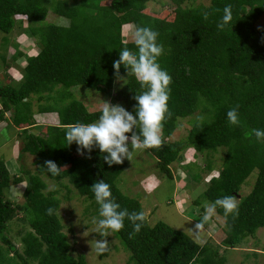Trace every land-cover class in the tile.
Returning a JSON list of instances; mask_svg holds the SVG:
<instances>
[{"label": "trees", "instance_id": "obj_1", "mask_svg": "<svg viewBox=\"0 0 264 264\" xmlns=\"http://www.w3.org/2000/svg\"><path fill=\"white\" fill-rule=\"evenodd\" d=\"M150 1L0 0V31L9 35L20 27L24 38H36L40 46L36 55L27 57L20 80L11 78L0 84L2 114L10 113L13 123L27 133L21 151L34 155L37 165L28 178L12 177L5 163L0 162V264H88L84 254H71L58 215V192H46L42 175L58 182L68 178L78 193L89 199H95L91 186L103 179L111 185L122 209L145 213L141 201L125 195L117 185L127 168L126 160L109 167L103 159L106 153L94 148L90 154L85 151L81 155L76 143L67 145L65 137L69 127L97 122L101 114L102 108L89 109L75 98L71 88L76 86L113 95L116 79L127 76L114 99L124 102L135 115V96L147 89L128 74L123 64L117 75L113 63L119 60L124 47L138 51L133 36L139 26L159 33L164 53L158 62L173 78L163 143L147 149L156 158V167L173 178L171 166L188 147L201 154L225 149L222 169L210 179L204 194L212 204L225 196L238 199V215H225L220 206L215 209L225 219L219 244L226 248L239 246L264 228V142H258L252 134V129L264 128V28L257 27L264 15V0H211L209 5L196 6L184 5L196 0H167L171 9L161 13L148 12ZM226 6H231L233 20L221 30L217 25ZM50 11L69 19V25L48 22ZM23 52L20 54L25 56ZM34 95L39 101H48L40 108L41 113L57 114L58 123L47 125L43 134L28 132L35 124L28 113ZM237 105L241 123L233 126L226 113ZM200 108L207 111L209 119L194 123L186 138L168 141L179 119L194 115ZM47 160L64 168L60 176L47 172ZM254 172L257 176L253 188L240 197L243 185ZM24 181V204H15L7 197L8 189ZM49 208L53 209L52 215L47 213ZM21 210L31 228L22 238L23 250L9 234V222ZM115 233L134 264H225V257L212 242L200 244L165 222L150 225L148 216L139 233L127 219L125 227Z\"/></svg>", "mask_w": 264, "mask_h": 264}, {"label": "rangeland", "instance_id": "obj_2", "mask_svg": "<svg viewBox=\"0 0 264 264\" xmlns=\"http://www.w3.org/2000/svg\"><path fill=\"white\" fill-rule=\"evenodd\" d=\"M210 2L211 0H196L194 3L190 2L184 5H209ZM170 6L171 4L167 0H152L148 3L147 9L150 13H161L165 9H171ZM17 18L22 17L17 16ZM47 21L60 25H69L70 23L69 19L60 17L52 11H50ZM257 27L264 28V15L258 21ZM21 31L20 27L9 35L0 31V84L10 82L11 78L20 80L24 67L27 65V57L36 55L40 50L37 39L31 36H28L29 39L24 38ZM3 35H6L7 39H3ZM8 38L10 42H8ZM17 42L20 43L18 44L21 45V48L18 44L15 45ZM19 50H23L25 56H22ZM15 56L19 58L17 59ZM126 80L127 76L124 75L116 79L113 95L86 86H76L71 88V91L75 98L87 104L89 109L99 110L105 102L119 104L126 108L124 102L114 99V94L124 86ZM47 103L48 101L45 99L37 100V95H34L31 110L28 113L30 121L35 124L28 132L43 134V129L47 125L58 123V120L55 121L57 117L55 112H40V108ZM1 110L0 99V162L5 163L12 177L24 176L28 178L29 172H36L37 165L34 155L21 151L27 133L21 131L13 123V116L10 113L2 114ZM207 116V111L200 108L194 115L180 118L175 133L168 141L186 138L193 124L209 119ZM224 155L225 149L223 148H219L213 153L201 154L195 148L188 147L183 151L181 159L172 164L173 178H170L156 167L157 160L147 149L136 150L133 152L131 160L125 159L127 168L118 178L117 185L122 193L141 201L150 225L165 222L172 228L187 233L197 241L192 230L198 231L195 229V225L203 218L206 209L212 205L204 194L210 179L219 175ZM151 175L156 176L160 183L149 181V191H146L143 181L145 177ZM256 176L257 172H254V175L246 181L240 191V197L251 191ZM42 179L47 183L46 192L53 190L58 192L57 197L61 201L58 215L63 223L64 232L68 236L73 256L84 254L88 264H134L131 253L115 232L109 231V235L106 237L93 232L95 225L92 220L99 215V205L95 199L81 196L68 178L58 182L47 175H42ZM26 185L27 181L13 185L8 189L7 197L15 204H24L23 193ZM236 200L238 201V199ZM25 215V211L21 210L9 222L10 237L21 250H23L22 238L31 229L27 221L24 220ZM224 226L225 219L215 210L210 214V219L205 224L204 235L201 237L202 244L212 242L218 246L220 256L225 257V264H264V228H260L254 236L247 237L239 246L226 248L219 244L223 237ZM104 239L109 242L108 248L105 252L99 253L95 247L96 241Z\"/></svg>", "mask_w": 264, "mask_h": 264}, {"label": "clouds", "instance_id": "obj_3", "mask_svg": "<svg viewBox=\"0 0 264 264\" xmlns=\"http://www.w3.org/2000/svg\"><path fill=\"white\" fill-rule=\"evenodd\" d=\"M207 15L205 13V19ZM232 20L231 6H226L217 27L223 30ZM158 36L159 33L151 27H137L133 39L138 51L134 53L124 47L120 50L119 60L113 63L117 75L123 64L128 74L134 75L141 87L147 89L135 96L137 101L135 115L122 105L105 102L97 122L77 123L65 130L67 145L75 142L81 155H84L85 151L90 154L94 148H98L101 153H106L103 159L109 167L122 164L126 158L131 160L136 150L158 148L162 145L163 122L170 115L168 101L173 78L158 62L164 53V45L158 42ZM226 115L231 125H240L238 105L227 111ZM129 133L131 135H127ZM252 134L258 142H264V128L252 129ZM45 165L47 172L53 177L60 176L64 169L53 160H47ZM91 188L99 205V215L92 220L95 225L93 232L99 233L102 237L108 236L109 231L119 232L125 227V219L131 222L136 233L147 224V215L143 211L129 212L121 208L112 194L111 185L103 179L95 182ZM217 206L224 209L225 215L239 213V203L232 196L217 199L195 225L198 231L192 230L201 244L205 224ZM47 213L52 215L53 209H47ZM108 244L106 239L97 240L96 250L103 253L107 250Z\"/></svg>", "mask_w": 264, "mask_h": 264}, {"label": "crops", "instance_id": "obj_4", "mask_svg": "<svg viewBox=\"0 0 264 264\" xmlns=\"http://www.w3.org/2000/svg\"><path fill=\"white\" fill-rule=\"evenodd\" d=\"M56 114V113H55ZM57 118V117H56ZM55 121H57V119H55ZM54 121V122H55ZM27 153V152H26ZM9 169V168H8ZM149 181H151V182H156L157 184H159L160 183V180L156 177V176H154V175H151V176H147V177H145V180L143 181L144 182V185L146 186H144L145 187V190L146 191H149Z\"/></svg>", "mask_w": 264, "mask_h": 264}]
</instances>
